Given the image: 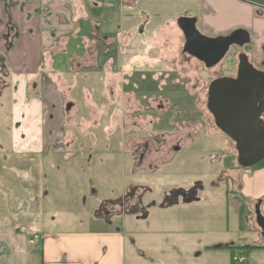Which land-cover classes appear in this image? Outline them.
<instances>
[{
    "label": "rangeland",
    "instance_id": "obj_1",
    "mask_svg": "<svg viewBox=\"0 0 264 264\" xmlns=\"http://www.w3.org/2000/svg\"><path fill=\"white\" fill-rule=\"evenodd\" d=\"M158 1L164 3L156 9L160 18H145L138 15L141 10L132 11L131 0L119 7L67 0V8L74 4L68 21L73 33L60 36L53 48L46 46L42 63H35L39 73L12 79L1 73L0 101L8 108L1 105L0 120L11 125L12 101L20 107L21 101L42 99L44 88L52 87L54 109L39 119L54 117V147L61 152L56 174H68L93 226L123 227L129 234L141 230L134 247L145 251L147 264L240 263L227 249L207 250L208 244L249 246L236 256H246L243 264H264V249L252 248L264 244L255 221L257 200L245 194L261 192L264 199V183L245 181L243 190L244 172L260 170L264 160L240 167L235 142L207 109L212 78L235 74L242 52L263 65L264 44L258 30L249 28V44L231 46L218 67L206 69L182 52V35L176 22L170 25L190 13L181 12L190 0ZM231 1L226 25L232 30L222 35L247 29L237 18V0ZM69 102L73 106L67 110ZM95 208L111 217L97 219Z\"/></svg>",
    "mask_w": 264,
    "mask_h": 264
},
{
    "label": "crops",
    "instance_id": "obj_2",
    "mask_svg": "<svg viewBox=\"0 0 264 264\" xmlns=\"http://www.w3.org/2000/svg\"><path fill=\"white\" fill-rule=\"evenodd\" d=\"M66 1L48 0L47 3L46 0H0V75L4 73L6 78L12 79L15 75L33 77L39 73V70L35 71L39 64L35 63H42L40 61L46 46L53 48L58 44L60 36L63 38L64 35L73 33L74 28L68 21L74 4L71 2V6L68 5L67 8ZM131 2L129 7H132V11H142H137L138 15L160 18V11L156 9L164 4L162 1ZM231 2L190 0L191 5L187 6L189 8L184 5L181 12L190 10L186 15L198 18L199 30L214 37L232 30L231 25H226L228 14H232ZM235 3L240 6L241 11L237 18L245 23L248 31L249 28L258 30L262 46L264 8L243 0ZM122 4L113 5L119 7ZM179 18L170 25L174 26L176 22L183 38L181 41L180 37L182 52L190 55L183 51L185 37L178 25ZM42 19L44 22L49 20L50 23L45 26ZM253 22L257 24L254 25ZM150 23L153 21L149 19L148 24ZM148 34L146 30V36ZM150 39H147L145 47L151 43ZM66 44L71 43L66 41ZM193 59L203 63L194 56ZM84 60L86 61L85 58ZM216 67L218 65L213 69ZM54 92L52 87H47L46 90L44 88L42 99L26 101L27 104L21 101L20 107L12 101L10 110L14 113V119L11 125L0 120V264H147L145 251L134 247L141 241V230L129 234L123 227L106 226L107 224L103 228L93 226L91 211L81 210L78 197L80 192L68 182V174H56L55 158L61 152L54 147V131L51 130L55 125L52 120L54 117H43L41 121L39 119L45 110L51 115L50 111L54 109L53 103L57 99ZM1 105L8 108L6 102L0 101V108ZM13 126L20 128L9 133ZM250 180L254 184L264 183V167L244 172L243 190L245 181ZM252 192L253 195L246 191L248 199L256 201L259 197L262 198L261 192ZM261 200L264 214V199ZM97 201L99 204L98 198ZM71 204L74 207L69 209L67 205ZM90 204L92 210L96 204ZM119 212L120 210L116 213ZM94 213L97 219L108 220L111 217H102L97 208ZM24 225L28 227L29 233L21 232L20 228ZM35 233L41 236L40 242H31L30 235ZM257 245L264 246L262 243ZM227 246L235 248H225ZM205 248L219 251L227 249L231 252L232 259V256L244 253L249 246L208 244ZM258 249L262 250L264 247Z\"/></svg>",
    "mask_w": 264,
    "mask_h": 264
},
{
    "label": "water",
    "instance_id": "obj_3",
    "mask_svg": "<svg viewBox=\"0 0 264 264\" xmlns=\"http://www.w3.org/2000/svg\"><path fill=\"white\" fill-rule=\"evenodd\" d=\"M243 1L264 8V0ZM197 22V17L178 19L185 37L183 51L199 59L206 68L217 66L231 46L244 47L252 40L247 29L207 36L198 29ZM72 106L69 102L67 110ZM208 108L216 126L235 142L239 166L250 168L264 160V70L257 69L247 53L239 55L236 77H220L210 83ZM255 207V220L264 234L260 203Z\"/></svg>",
    "mask_w": 264,
    "mask_h": 264
},
{
    "label": "flooded vegetation",
    "instance_id": "obj_4",
    "mask_svg": "<svg viewBox=\"0 0 264 264\" xmlns=\"http://www.w3.org/2000/svg\"><path fill=\"white\" fill-rule=\"evenodd\" d=\"M231 48V47H230ZM240 48H242V47H239V49ZM230 50V49H229ZM229 52V51H228ZM240 53V52H239ZM243 53V52H242ZM241 54V53H240ZM238 56V55H237ZM187 57H189V58H191V59H193V56L192 55H187ZM238 59H239V56H238ZM250 59V58H249ZM238 62H239V60H238ZM238 62H237V67H236V70H235V74H227V75H220V76H217V77H215V78H212V80H211V82L213 81V80H215V79H218V78H220V77H236V75H237V69H238ZM250 62H252L251 61V59H250ZM253 63V62H252ZM253 65L257 68V69H259V70H264V66L261 64V65H259L258 63H253ZM210 82V83H211ZM210 83H209V85H210ZM207 94L209 93V86H208V88H207ZM160 106H163V105H160ZM169 109V108H168ZM207 109L209 110V108H208V101H207ZM164 110H167V109H164ZM163 110V111H164ZM209 112L212 114V116H213V118H214V115H213V113L209 110ZM262 118L264 119V113L262 114ZM214 121H215V118H214ZM217 127V126H216ZM218 128V127H217ZM225 134V133H224ZM175 149L176 150H178L179 149V147H175ZM141 158H142V155H141ZM244 169H247V168H244ZM260 203V207H261V205H262V200L261 199H259V200H257V202H256V204H259ZM256 206V205H255ZM110 212H107V214H109ZM260 229V228H259ZM261 230V229H260ZM261 232H262V230H261Z\"/></svg>",
    "mask_w": 264,
    "mask_h": 264
},
{
    "label": "built area",
    "instance_id": "obj_5",
    "mask_svg": "<svg viewBox=\"0 0 264 264\" xmlns=\"http://www.w3.org/2000/svg\"><path fill=\"white\" fill-rule=\"evenodd\" d=\"M105 2H107V3H112V4H119V3H121L123 0H104ZM20 230H21V232H23V233H29V229H28V227L27 226H22L21 228H20ZM32 238H31V242H34V243H37V242H40V240H41V236L38 234V233H35V234H32V235H30ZM234 260L235 261H238V262H240V263H243V262H245L247 259H246V256H243V255H240L239 257L238 256H235L234 257Z\"/></svg>",
    "mask_w": 264,
    "mask_h": 264
},
{
    "label": "trees",
    "instance_id": "obj_6",
    "mask_svg": "<svg viewBox=\"0 0 264 264\" xmlns=\"http://www.w3.org/2000/svg\"><path fill=\"white\" fill-rule=\"evenodd\" d=\"M241 167V166H240ZM243 168V167H242ZM260 247H264V246H252V248H260ZM225 248H230V249H232L233 250V248H235V246L233 247V246H227V247H225Z\"/></svg>",
    "mask_w": 264,
    "mask_h": 264
}]
</instances>
